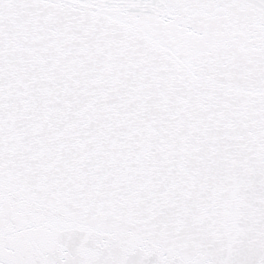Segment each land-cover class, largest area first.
<instances>
[{"label":"snow or ice","instance_id":"snow-or-ice-1","mask_svg":"<svg viewBox=\"0 0 264 264\" xmlns=\"http://www.w3.org/2000/svg\"><path fill=\"white\" fill-rule=\"evenodd\" d=\"M0 264H264V0H0Z\"/></svg>","mask_w":264,"mask_h":264}]
</instances>
